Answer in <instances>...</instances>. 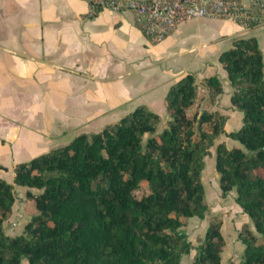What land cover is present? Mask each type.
Wrapping results in <instances>:
<instances>
[{
    "label": "trees",
    "instance_id": "16d2710c",
    "mask_svg": "<svg viewBox=\"0 0 264 264\" xmlns=\"http://www.w3.org/2000/svg\"><path fill=\"white\" fill-rule=\"evenodd\" d=\"M219 61L233 87L231 104L242 112L237 129L226 131V114L212 108L222 92L216 74L201 80L208 96L191 111L199 84L188 72L167 90L162 128L160 115L139 104L98 131L14 163L11 181L0 176V264H181L192 247L193 264H222L221 217L209 215L196 245L180 218L209 209L203 170L213 144L221 195L234 190L253 226L238 234V264H264L263 55L254 36L237 37ZM220 134L236 143L215 142ZM17 186L26 187L34 210L11 235L4 221ZM143 186L148 192L136 197Z\"/></svg>",
    "mask_w": 264,
    "mask_h": 264
},
{
    "label": "crops",
    "instance_id": "0c3cea01",
    "mask_svg": "<svg viewBox=\"0 0 264 264\" xmlns=\"http://www.w3.org/2000/svg\"><path fill=\"white\" fill-rule=\"evenodd\" d=\"M214 19L229 25L213 27ZM195 32H212L213 55L184 61L164 56L174 40ZM249 36L256 38L264 61V26L197 17L155 42L129 10L90 13L86 0H0V150L9 157L6 164L0 160L7 167L0 168V176L11 181L14 163L78 133L98 131L139 104L157 112L165 126L167 90L188 72L199 84L198 93L203 91L201 105L208 96L201 80L219 77L222 92L212 108L226 114V131L237 129L242 112L231 104L233 87L219 54L237 37ZM220 140L236 143L224 134ZM245 213L243 221L249 223Z\"/></svg>",
    "mask_w": 264,
    "mask_h": 264
},
{
    "label": "rangeland",
    "instance_id": "374dc122",
    "mask_svg": "<svg viewBox=\"0 0 264 264\" xmlns=\"http://www.w3.org/2000/svg\"><path fill=\"white\" fill-rule=\"evenodd\" d=\"M210 25L213 27L220 26L221 28H226L229 25V22L225 20L214 19ZM211 36L212 32H195L194 34H190L189 36H185L179 40H174L172 45L164 48L162 53L165 57H175L174 59L177 61H184L188 58L199 57L203 54L213 55L214 49L212 43L214 39ZM149 40L152 41L150 37ZM202 98L203 91L199 90L196 103L191 108V111L197 106H201ZM234 124L232 122V125ZM163 125V122H159V128H162ZM222 135L223 134H220L215 139V142L219 141ZM209 149L210 153L205 156V168L203 170L205 197L209 204V209L206 211L204 217L181 216L180 218L183 221L182 228L187 232L188 239L193 243V245H196L204 237L205 230L208 226L209 215L216 214L220 216L222 219L221 231L226 240L225 246L221 253V263L238 264L242 250L244 248L243 243L238 238V234L243 230L245 225L252 226V224L250 223V219L249 223L243 221L244 219L242 217V213L244 211L242 208L236 205L238 203L234 201L233 193L228 192L226 195H221L220 188H218L219 174L215 169V145H211ZM0 151V160L6 164L9 157L4 153L3 150ZM261 172L264 173V170H261ZM31 190L38 192V189L36 188H31ZM25 191L26 187L17 186L15 188L16 198L12 205L10 214L4 221V230L7 234L14 235L21 233L24 229L25 223L30 217V214L34 210L33 203L30 198L26 196ZM147 192V186L139 187L133 190V193L136 197H140ZM245 214L248 216L247 213ZM195 251L196 249L192 247L189 253L183 254L181 257V264H193L192 258L195 254Z\"/></svg>",
    "mask_w": 264,
    "mask_h": 264
},
{
    "label": "built area",
    "instance_id": "2783aa9c",
    "mask_svg": "<svg viewBox=\"0 0 264 264\" xmlns=\"http://www.w3.org/2000/svg\"><path fill=\"white\" fill-rule=\"evenodd\" d=\"M90 13L100 9L132 12L135 21L155 42L165 39L187 19H230L243 27L264 25V0H86Z\"/></svg>",
    "mask_w": 264,
    "mask_h": 264
}]
</instances>
